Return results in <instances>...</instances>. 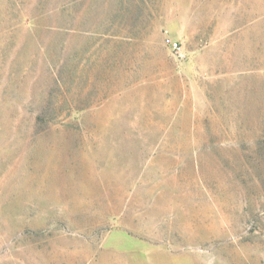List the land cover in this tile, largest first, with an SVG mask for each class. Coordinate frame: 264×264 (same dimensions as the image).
<instances>
[{
  "label": "rangeland",
  "instance_id": "1",
  "mask_svg": "<svg viewBox=\"0 0 264 264\" xmlns=\"http://www.w3.org/2000/svg\"><path fill=\"white\" fill-rule=\"evenodd\" d=\"M0 264H264V0H0Z\"/></svg>",
  "mask_w": 264,
  "mask_h": 264
},
{
  "label": "built area",
  "instance_id": "2",
  "mask_svg": "<svg viewBox=\"0 0 264 264\" xmlns=\"http://www.w3.org/2000/svg\"><path fill=\"white\" fill-rule=\"evenodd\" d=\"M163 42H164V44L166 45V46H168L169 48H170V50H172V51H175V50H177L178 48H179V44H178V42L175 40V39H173L170 35H168V34H165L164 36H163Z\"/></svg>",
  "mask_w": 264,
  "mask_h": 264
}]
</instances>
